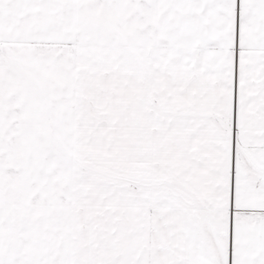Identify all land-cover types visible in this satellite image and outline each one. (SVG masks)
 I'll return each mask as SVG.
<instances>
[{
  "label": "snow or ice",
  "instance_id": "1",
  "mask_svg": "<svg viewBox=\"0 0 264 264\" xmlns=\"http://www.w3.org/2000/svg\"><path fill=\"white\" fill-rule=\"evenodd\" d=\"M0 264H264V0H0Z\"/></svg>",
  "mask_w": 264,
  "mask_h": 264
}]
</instances>
